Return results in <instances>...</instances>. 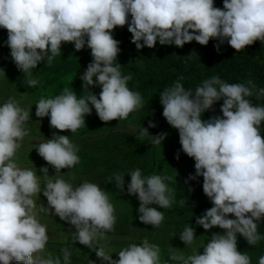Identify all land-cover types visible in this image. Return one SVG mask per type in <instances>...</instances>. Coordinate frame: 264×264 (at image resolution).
I'll return each instance as SVG.
<instances>
[{
    "label": "clouds",
    "instance_id": "9594fccd",
    "mask_svg": "<svg viewBox=\"0 0 264 264\" xmlns=\"http://www.w3.org/2000/svg\"><path fill=\"white\" fill-rule=\"evenodd\" d=\"M125 25L138 51L155 47L157 41L183 48L192 41L206 46L215 39L219 41L218 52L219 45L226 41L239 53L256 41L264 43V0H223V8L215 7L214 0H0V28L7 30L11 59L27 78L29 87L35 88L39 83L32 70L42 61L52 66L61 54L62 43L74 44L75 51L87 45L92 56L80 77L86 95L79 98L75 91L64 88L55 97L23 104L15 98L19 95L22 100L23 92L14 91L13 98H9L6 91L11 85L0 81L6 86L0 90V96L4 94L0 100V264H71L67 248H62L58 256L41 255L49 236L47 226L37 219L38 205L32 198L41 192L48 207L41 206L39 211L54 210L61 221L74 226V236L62 233L69 238L63 239L78 241L89 249L95 247L102 264H161L160 246L149 243L147 238L141 244L122 248L118 259L106 252L107 245L102 241L114 231L116 216L108 193L100 185L85 180L74 188L63 178L50 179L48 168L44 167L40 171L47 174L42 176L49 179L42 190L37 173L16 163L24 157L19 152L20 146L25 147L23 139L29 135L24 126L30 118L32 126L34 120L48 118L51 128L75 133L86 125L85 116L91 115L93 107L105 123L126 120L142 107L140 93L128 87L132 75H123L121 64L117 63L120 42L112 33ZM181 80L183 76L160 93L162 115L178 130L182 151L194 159L195 175L189 179L203 177V193L212 204L196 217V224L206 231L219 228L223 233H212L202 254L197 250L185 256L169 248L164 264H251L250 256L238 250L237 234L249 246L264 240L257 223L264 220V137L260 130L264 106L254 105L250 99H264V88L257 89L252 81L246 86L212 76L194 90H186ZM97 85L101 88L99 96L89 90ZM219 100L223 101L222 115L203 119L205 111ZM29 104L36 106L35 112L25 109ZM155 126L149 122V127ZM139 134L149 136L151 143L157 145L167 136H151L143 127ZM69 137L53 133L51 139L36 148L56 174L80 163L79 147ZM129 176L127 193L140 202L139 220L160 227L164 213L151 205L172 208L175 190L165 183L172 178L142 176L139 168ZM113 181L117 189L124 191L123 174L115 173L109 183ZM184 203L181 199L180 204ZM195 233L189 224L179 239L191 247ZM90 264L95 261L90 260ZM258 264H264V255L259 256Z\"/></svg>",
    "mask_w": 264,
    "mask_h": 264
},
{
    "label": "trees",
    "instance_id": "16d2710c",
    "mask_svg": "<svg viewBox=\"0 0 264 264\" xmlns=\"http://www.w3.org/2000/svg\"><path fill=\"white\" fill-rule=\"evenodd\" d=\"M214 6L223 8V0H214ZM112 35L120 42L121 51L117 63L121 64L123 75H132L128 87L140 93L142 107L131 113L126 120H113L107 123L99 119L93 107L91 115L85 116L86 125L75 133H71L70 130L60 132L51 128L49 121L44 123L43 120H34L32 126L30 118L24 126L29 132L25 138L33 137L45 142L56 133L70 136L71 142L79 147L80 163L74 168L61 169L56 179L63 178L74 188L87 180L100 185L108 193L109 200L115 207L116 224L114 231L107 233L102 243H106L105 250L114 260L118 259L117 254L122 248L132 243L141 244L144 238H147L149 243L160 246L161 264L168 261L169 248H174L185 256L197 250L202 254L203 247L210 240L212 233L222 234L223 230L213 228L206 231L196 224V217L201 216L205 210L212 207V204L203 193V177L189 179L190 175H195L194 159L182 151L178 130L171 127L163 117L160 93L163 89L173 86L180 76H183L180 82L186 90H194L212 76H219L228 83H244L246 86H250L248 81H252L257 89L264 88V43L256 41L238 53L226 41L219 45L218 52L216 45L219 41L215 39H210L206 46L192 41L186 43L183 48L175 45H160L157 41L155 47H143L138 51L131 42V33L127 25L122 28L117 27ZM6 41L7 30L0 28V73L8 80L3 84L11 85L6 91L7 97L13 98L11 93L14 94V91L17 94L23 92L22 100L19 95H15V98L23 104L36 103L41 97L52 98L61 94L64 88L75 91L78 98L86 95L83 93V81L80 77L87 65L92 62L91 50L87 45L81 51H75L74 44L62 43L61 54L55 58L52 66L49 67L42 61L32 70L33 78L39 81L37 86L32 88L27 85V78L12 61ZM89 90L99 96L101 88L99 85L90 86ZM250 99L254 105L264 106V99L256 100L255 97ZM222 103V100L215 102L211 109L205 111L203 119L222 115L220 112ZM150 121L156 126L149 127ZM126 124H135V127L130 130L122 129L121 127ZM141 127L147 128L151 136L160 133H167V136L162 140L161 145L153 144L149 136H140ZM260 130L264 137V122L261 123ZM23 145L33 148L28 156L18 159L16 163L25 164L24 168L36 172L43 190L46 178L42 175L47 173L41 172L40 169L47 167V175L50 177L56 174L55 169L39 156L36 149L38 144L29 145L26 142ZM177 153L179 159H176ZM28 163L33 165L29 166ZM136 168L141 169L142 176L160 175L172 178L170 181H165L169 188L175 190L172 195L176 202L172 208L161 209L157 205H151L164 213V220L158 228L139 220L140 202L135 195L127 193V185L131 180L129 173ZM115 173L124 175L125 187L122 192L115 187L114 181L109 183ZM37 195H39L36 200L38 208L48 207L47 198L43 193ZM181 199L185 201L183 205L180 204ZM229 218L235 217L230 215ZM257 223L258 232L264 236V220ZM46 224L59 235L66 233L74 236V226L67 221H61L58 216L48 220ZM189 224L196 229V239L193 246L186 247L179 236ZM237 240L238 250L250 256L251 264H258L259 256L264 255V240L255 246H249L239 234ZM62 248H67L71 252V264H90V260L95 261V264H102L95 255V247L89 249L78 241L49 238L45 247L47 254L51 253L53 256L60 255ZM169 264H179V262L169 261Z\"/></svg>",
    "mask_w": 264,
    "mask_h": 264
},
{
    "label": "rangeland",
    "instance_id": "374dc122",
    "mask_svg": "<svg viewBox=\"0 0 264 264\" xmlns=\"http://www.w3.org/2000/svg\"><path fill=\"white\" fill-rule=\"evenodd\" d=\"M0 80H5L6 81V79H5V77L0 73ZM6 88V86H4V85H0V90H3V89H5ZM4 96V94H2V96H0V100L2 99V97ZM33 104V103H32ZM26 110H29V112L30 111H33V112H35V110H36V106H34V105H31V104H29L26 108H25ZM43 121H48V119H45V120H43ZM135 127V124H131V125H128V124H126V125H124L123 127H121L122 129H128V130H130V129H132V128H134ZM26 142H28V144L29 145H39V143H43V141H41V139H37V138H29V139H26V138H24V140H23V143H26ZM45 142H46V140H45ZM20 145H21V141H20ZM20 148L23 150V149H25V150H19L20 152H19V154H22L24 157H26V156H28V154L30 153V151H31V149L33 148L32 146L29 148V147H23V146H20ZM15 158V157H14ZM36 163V162H35ZM35 163H34V165H35ZM29 164V166H32L33 164L32 163H28ZM18 166L19 167H21V168H24V167H26V165L25 164H23V165H20V164H18ZM50 179H52V177H49ZM49 178H47V179H49ZM46 179V180H47ZM53 180V179H52ZM33 199H34V201H36V199H37V195L36 196H34V197H32ZM36 212H37V219L42 223V224H44V225H46L47 226V234H48V236H49V238H61V239H63V238H66L67 237V235H65V234H62V236L61 235H58V234H56L55 232H54V230L52 229V228H50L47 224H46V222L48 221V220H51V219H53L54 218V216H55V213H54V210H50V212L48 213V212H46V211H39V208L37 207V209L35 210ZM66 239H69V238H66ZM46 253H47V250L44 252V253H42L41 255L42 256H47L46 255ZM12 264H17V262H15V261H13L12 262Z\"/></svg>",
    "mask_w": 264,
    "mask_h": 264
},
{
    "label": "bare ground",
    "instance_id": "6f19581e",
    "mask_svg": "<svg viewBox=\"0 0 264 264\" xmlns=\"http://www.w3.org/2000/svg\"><path fill=\"white\" fill-rule=\"evenodd\" d=\"M56 175L57 174H54V177L52 178L53 179V181H55V179H56ZM38 197H39V195H37ZM55 219V218H54Z\"/></svg>",
    "mask_w": 264,
    "mask_h": 264
}]
</instances>
